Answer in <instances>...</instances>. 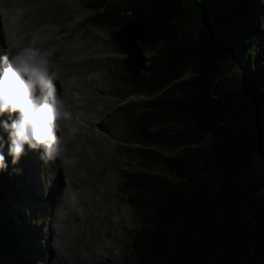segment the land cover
<instances>
[{
  "label": "trees",
  "instance_id": "obj_1",
  "mask_svg": "<svg viewBox=\"0 0 264 264\" xmlns=\"http://www.w3.org/2000/svg\"><path fill=\"white\" fill-rule=\"evenodd\" d=\"M201 3L193 22L180 0H87L85 24L129 55L115 95L143 96L116 108L139 166L120 172L119 194L140 225L99 264H264V0ZM7 116L0 264H45L30 215L41 172L28 146L12 164Z\"/></svg>",
  "mask_w": 264,
  "mask_h": 264
},
{
  "label": "rangeland",
  "instance_id": "obj_2",
  "mask_svg": "<svg viewBox=\"0 0 264 264\" xmlns=\"http://www.w3.org/2000/svg\"><path fill=\"white\" fill-rule=\"evenodd\" d=\"M7 1L0 0V16L4 15ZM10 1L20 3L21 10L25 11L20 27H29V36L20 43L21 47H39L53 52L52 67L62 72L60 87L67 95L64 94L68 107L76 106V110L70 108L72 112H85L89 123L74 120L72 124L78 129L72 138L75 143L73 155L67 154L75 161L72 165L59 160L44 162L39 149L35 150V163L43 182L42 190L37 182L33 191L43 203H39L35 213L30 214L33 222H38L35 229L39 238L35 248L41 256L38 259L42 258L45 264L118 261L140 225L139 217L119 194L122 188L120 172L139 167L122 153L126 144L121 139L126 138L128 129L116 110L119 105L143 99V96H133L121 100L115 95L121 87L118 65L129 55L121 54L114 32L85 24L93 14L87 7V0ZM180 1L188 19L195 22V6L203 8L201 0ZM1 32L2 28L0 56H11L2 43ZM12 39L9 46L15 52L19 47ZM72 52L77 55L70 54ZM63 53H69L73 59L64 66L54 60L60 59ZM7 115L0 117L4 119ZM12 115L17 117L18 114ZM65 131L68 133L67 128ZM57 171L58 181L52 177ZM50 179L53 180L50 183L52 194L46 192ZM67 180L75 184L71 189L77 194L78 205L74 208L64 205L66 210H61L56 204L62 203L61 184ZM17 208L22 210L20 206Z\"/></svg>",
  "mask_w": 264,
  "mask_h": 264
},
{
  "label": "clouds",
  "instance_id": "obj_3",
  "mask_svg": "<svg viewBox=\"0 0 264 264\" xmlns=\"http://www.w3.org/2000/svg\"><path fill=\"white\" fill-rule=\"evenodd\" d=\"M52 56L48 49L24 46L0 60V115L7 113L11 120L3 121L2 127L8 133V155L13 165L25 154V145L30 150H42L44 162L75 163L67 157L65 128L68 134L78 131L72 122L79 116L57 91L56 82L63 77L61 70L52 67ZM12 114H18L16 119H11ZM3 147L0 142V171L7 168ZM61 202L76 207V192L66 187Z\"/></svg>",
  "mask_w": 264,
  "mask_h": 264
},
{
  "label": "bare ground",
  "instance_id": "obj_4",
  "mask_svg": "<svg viewBox=\"0 0 264 264\" xmlns=\"http://www.w3.org/2000/svg\"><path fill=\"white\" fill-rule=\"evenodd\" d=\"M7 2H8L7 6L3 8L4 15L0 16L1 17L0 18V29L2 28L1 36L4 38V42H2L3 45H6L9 54H13L14 53V49L10 48V46H9L11 38L15 39V40L12 39V41L17 42V47L20 48L21 47L20 43L25 39L26 36H29V33L27 32V31H29L28 30L29 27H28V25L26 27L23 26L24 28L20 27L21 21L24 20V17H25V11L21 10L22 6L20 5V3H14V2H11L10 0H8ZM16 2H18V1H16ZM0 12H1V10H0ZM36 41L37 40H35L34 43H36ZM18 43H19V45H18ZM70 54H73L74 56L77 55L76 53H73V52L70 53ZM70 54L69 53H63L61 55L60 59L56 58L54 60L58 64L64 66V65L70 63L73 60L71 58ZM1 57H3V56H0V59H1ZM56 87H57L58 93L61 92V94L63 96H64V94L66 95V93L64 91L63 92L61 91V87H60V83L59 82H56ZM64 98H67V97H64ZM69 100L70 99H68V101ZM66 102H67V100H66ZM70 108H75V110H76V106L72 105ZM75 110H74L73 113L77 114L79 116L78 122L79 121L87 122L86 117H85V112L84 113L83 112L79 113V112H75ZM72 124L74 125V121L72 122ZM66 131H65V133L67 134V147H68L67 154L73 155L72 149H74L73 146L75 145V143L73 142L72 138H73V136H75V134H68ZM70 146H72V147H70ZM53 174H54L52 176L53 180H57L58 181L57 177H58L59 172L57 171L56 174L55 173H53ZM63 176L67 177L66 174H63ZM59 177H60V175H59ZM53 180L50 179L49 184L46 186V192H48L49 194L53 193V191L50 190V183ZM61 185H62V188H64V189L66 187L71 189V188H73L75 186V184L71 180H67L66 183L64 182ZM62 188H61V190L64 191V189H62ZM56 206L59 207V209H61V210H66V207L64 205H60V204L57 205L56 204Z\"/></svg>",
  "mask_w": 264,
  "mask_h": 264
}]
</instances>
